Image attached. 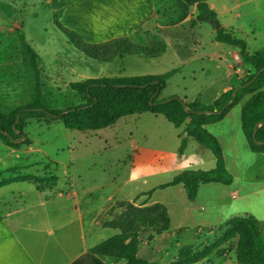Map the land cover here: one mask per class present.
<instances>
[{
  "label": "rangeland",
  "instance_id": "374dc122",
  "mask_svg": "<svg viewBox=\"0 0 264 264\" xmlns=\"http://www.w3.org/2000/svg\"><path fill=\"white\" fill-rule=\"evenodd\" d=\"M206 2L221 25L233 28L236 37L245 41L249 54L264 49V0ZM32 11L35 16L30 15ZM175 11L174 4L166 19L173 12L175 15ZM194 11V7L191 8L190 14L194 15ZM17 22L19 29L11 32ZM19 36L40 57L39 68L49 93L47 103L60 110L80 105L69 88L70 83L161 75L178 68L179 64L183 66L168 80L161 96L186 97L189 101L201 98L203 104H210L226 83L230 62L226 54L231 48L224 44L221 51H225L226 56H222L219 63H211L208 55L213 49L210 42L215 43L214 32L207 23L193 28L191 22L163 33L166 51L159 58L131 55L108 63L93 61L71 43V46L66 45L67 38L53 23L47 8H10L0 4V48L6 45L13 48ZM157 41L148 38L133 42L149 47ZM195 41H199V45L194 44ZM202 55L206 57L199 60ZM234 69L242 76L241 81L253 73L247 66ZM214 79L213 84L208 85ZM240 107H233L223 124L208 127L221 141L225 165L233 177L232 186L205 185L194 203L188 202L182 186L157 187L184 171L212 169L213 156L192 140L185 154L179 155L180 129L162 116L148 113L121 118L106 129L85 132L68 130L60 120L50 125L31 121L24 131L30 144L14 150L0 140V181L31 175L45 178L48 183L41 184L39 190L33 182L12 183L0 189V197H4L9 206L17 207L33 200L36 192L47 196L56 191L69 193L73 189L81 194L79 203L89 213L88 222L89 218L94 221L105 207L100 225L107 221L106 215L114 218L121 213L122 204L132 203L136 207L143 201L162 204L171 219L170 234L154 237L149 242L152 247H140L138 256L148 258L154 250L161 264H169L168 260L176 254V242L193 252L210 247L223 235L224 224L232 217L253 215L264 239V155L252 153L247 148L240 132ZM149 191H153L151 196L143 195ZM136 196L138 199L133 203ZM92 225L96 231L94 223ZM177 228L181 230L176 232ZM95 233L99 237L102 232ZM149 235L154 234L150 230L141 233V243L146 242ZM170 242L174 246L167 254Z\"/></svg>",
  "mask_w": 264,
  "mask_h": 264
},
{
  "label": "trees",
  "instance_id": "16d2710c",
  "mask_svg": "<svg viewBox=\"0 0 264 264\" xmlns=\"http://www.w3.org/2000/svg\"><path fill=\"white\" fill-rule=\"evenodd\" d=\"M175 15L165 22V26H174L183 22L195 7L196 22L207 23L214 32V40L234 48L244 67L251 68L253 73L240 82L239 86L251 81L264 68V49L249 54L245 41L236 37L234 29L224 28L216 13L209 7L206 0H175ZM59 14L53 15V23L67 40L86 58L93 61L108 63L115 58L136 55L144 59L161 57L166 51L164 41H157L149 47L136 44L128 38H115L105 42L86 43L81 36L59 21ZM23 45L29 55V65L33 74L34 99L27 105L18 107L10 113L0 110V133L2 143L12 149L30 144L24 133L25 121L37 120L45 125L60 120L68 130L78 132L96 131L113 126L119 119L140 115L143 113L162 116L175 128L184 126V137L180 140L178 154L183 155L187 140L191 139L202 148L208 150L214 160V168L210 170H188L176 175L169 183L160 185L157 189L182 186L189 202L196 199L198 189L205 184H220L230 186L232 175L228 172L221 146L215 136L209 133L205 126L222 121L228 112L244 99L240 110V128L249 150L255 154L264 155V70L245 88L238 89L233 102V89L221 94L210 105L197 101L187 103L177 97L170 101L160 99V95L168 80L176 70L151 76L117 77L102 79H87L70 83L69 88L80 101V105L64 110L49 107V93L43 83V74L39 68L38 54L25 42ZM238 86V87H239ZM186 103V109L183 107ZM206 112L208 114H200ZM18 117V121L16 119ZM257 126V127H256ZM256 127L255 144L253 132ZM21 136L23 142L14 143ZM56 178L54 179V181ZM33 182L39 190L41 184H47L45 178L31 175L16 176L0 181V188L12 183ZM153 191L143 195L151 196ZM138 199L136 196L133 203ZM123 210L110 221L102 223V227L117 231V234L89 249L98 258L124 262L125 264H148L137 258L141 243L140 234L150 230L146 243L154 237L170 234V219L165 206L155 203L150 206L122 204ZM223 235L210 247L193 252L189 247L179 250L177 259L169 264H197L210 255L219 257L234 253L237 264H264V239L258 230L254 216L229 218L225 224Z\"/></svg>",
  "mask_w": 264,
  "mask_h": 264
},
{
  "label": "crops",
  "instance_id": "0c3cea01",
  "mask_svg": "<svg viewBox=\"0 0 264 264\" xmlns=\"http://www.w3.org/2000/svg\"><path fill=\"white\" fill-rule=\"evenodd\" d=\"M167 1L169 3H166ZM0 4L10 8H34L35 6L47 8L52 19L55 13H60L59 21L62 25L77 32L86 43L91 44L115 38H128L138 43L148 38L164 41L162 36L167 30L182 27L188 22H191L193 28H199L200 24H202L196 22L195 10V13L193 12L194 15L190 14L180 24L165 26V22L174 15L173 12L172 16L166 19L169 14L168 10L170 11L171 7L173 8V0H0ZM30 15L35 16L36 13L32 11ZM14 25L10 29L11 32L12 29H19L18 22L17 24L14 23ZM23 41V37L19 36V38L14 40L13 48L7 45L4 48H0V110L5 113H10L18 107L25 106L34 99L33 74L29 65V55L23 45ZM214 42H210L213 49L208 55L211 63L221 62L222 56L226 55L229 57L230 62L227 65L226 83L223 84L221 93H215L212 102L224 92L239 86L242 76L234 68L244 67L234 48L229 46L231 49L225 55V51H221V46L224 44L215 40ZM197 43L199 45V41L194 42V44ZM66 45L71 46L69 41ZM194 53H196L195 50ZM204 56H199L198 59L202 60ZM179 65L181 66L173 70L177 72L183 66L182 64ZM215 67L218 69V65ZM214 81L215 79L208 85L211 86ZM170 97H177L187 103L197 101L203 104L201 98L189 101L186 97H162L160 95V99ZM245 100L238 105L242 107ZM241 107L239 109V123ZM226 117L227 115L218 123L205 126V129L217 138L221 148V141L214 133L208 130V127L223 124ZM31 121L35 120L28 119L25 121L24 131ZM179 129L181 133L177 138L181 140L184 137V126ZM242 138L247 145L243 134ZM189 140L191 139L187 140V145ZM185 151L183 154H185ZM205 185H201L198 192ZM231 186L232 184L228 187L231 188ZM234 195L233 193L232 197ZM80 196L81 194L73 189L69 193L56 191L47 196L44 193L36 192L33 200L24 202L17 207L9 206L5 202V198L0 197V264H125L124 262L98 258L89 252L90 248L117 234V231L104 228L99 224L101 217L105 213V207L101 208L99 216L94 221L89 218L88 222L86 217L89 213L79 203ZM143 202L142 205L144 206L155 204L150 201L147 203ZM106 218L107 221H110L112 216L106 215ZM92 223H94L96 231L93 230ZM180 230L181 228H177L175 231L178 232ZM100 231L102 233L97 237L95 232ZM145 246L152 247L150 243H140L136 255L138 259H140L138 257L140 247ZM173 246V242H170L167 254H169ZM175 246L177 249L176 254L171 258L172 260H168V263L177 259L179 250L182 247L177 242ZM147 257L141 260L146 261L148 264H161L156 260L154 250ZM197 264L237 263L234 253H230L228 256L221 257L212 254Z\"/></svg>",
  "mask_w": 264,
  "mask_h": 264
},
{
  "label": "water",
  "instance_id": "95a60500",
  "mask_svg": "<svg viewBox=\"0 0 264 264\" xmlns=\"http://www.w3.org/2000/svg\"><path fill=\"white\" fill-rule=\"evenodd\" d=\"M263 70H264V68H262V69H261V70L255 75V77H254L251 81H249V82H247V83H245V84H243V85L237 87L236 89H234V90H233V94H232V100H231L229 103H227V104L225 105V108L228 107V106L233 102L237 90H238V89H241V88H245L246 86L250 85V84H251V83L257 78V76H258ZM168 101H170V99H166L165 101H163V103H166V102H168ZM183 107L186 109V103H184V102H183ZM200 114H203V115H204V114H208V113H206V112H201ZM17 121H18V117H17V119H16V122H17ZM263 124H264V121L260 123V125H263ZM256 127H257V126H256ZM256 127H255L254 132H253V140H254L255 144H259V143L255 140ZM0 133L3 134V135H7V133H5V132H0ZM24 140H25V136H21L18 140H15V141H13V142H14V143H18V142H23Z\"/></svg>",
  "mask_w": 264,
  "mask_h": 264
}]
</instances>
